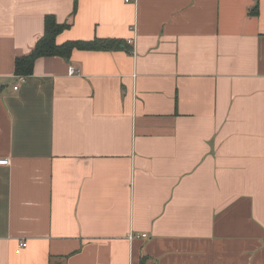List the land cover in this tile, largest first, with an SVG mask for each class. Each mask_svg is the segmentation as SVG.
I'll return each mask as SVG.
<instances>
[{"label": "crops", "instance_id": "0c3cea01", "mask_svg": "<svg viewBox=\"0 0 264 264\" xmlns=\"http://www.w3.org/2000/svg\"><path fill=\"white\" fill-rule=\"evenodd\" d=\"M0 158V264H264V0H0Z\"/></svg>", "mask_w": 264, "mask_h": 264}, {"label": "trees", "instance_id": "16d2710c", "mask_svg": "<svg viewBox=\"0 0 264 264\" xmlns=\"http://www.w3.org/2000/svg\"><path fill=\"white\" fill-rule=\"evenodd\" d=\"M71 23L58 24L54 17L47 15L44 18V33L37 41L32 52L25 56L15 59V74L18 76H29L32 74L34 63L42 57H60L69 60L74 50H116L122 46L121 42L114 40H94L91 42L68 41L62 44L56 43V38Z\"/></svg>", "mask_w": 264, "mask_h": 264}, {"label": "built area", "instance_id": "2783aa9c", "mask_svg": "<svg viewBox=\"0 0 264 264\" xmlns=\"http://www.w3.org/2000/svg\"><path fill=\"white\" fill-rule=\"evenodd\" d=\"M130 0H125V2H129ZM130 43V42H129ZM74 74H78V72L72 68L69 69V75H74ZM19 79L21 80L22 78L19 77ZM14 90L17 89V87H14L13 88ZM10 164V161L7 159V158H0V166H8ZM146 237V234H133V233H130L128 236H127V239L129 241H134V240H141L143 238ZM25 243H22L20 244L21 247H25Z\"/></svg>", "mask_w": 264, "mask_h": 264}]
</instances>
